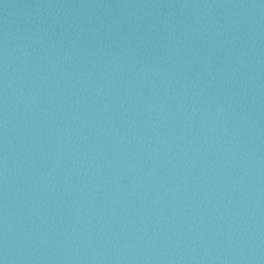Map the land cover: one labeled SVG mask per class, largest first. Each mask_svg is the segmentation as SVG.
Instances as JSON below:
<instances>
[{
	"label": "water",
	"instance_id": "water-1",
	"mask_svg": "<svg viewBox=\"0 0 264 264\" xmlns=\"http://www.w3.org/2000/svg\"><path fill=\"white\" fill-rule=\"evenodd\" d=\"M0 264H264V0H0Z\"/></svg>",
	"mask_w": 264,
	"mask_h": 264
}]
</instances>
